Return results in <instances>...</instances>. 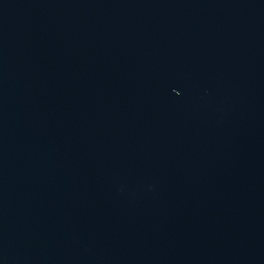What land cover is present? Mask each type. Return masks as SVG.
Returning a JSON list of instances; mask_svg holds the SVG:
<instances>
[{"label": "water", "instance_id": "obj_1", "mask_svg": "<svg viewBox=\"0 0 264 264\" xmlns=\"http://www.w3.org/2000/svg\"><path fill=\"white\" fill-rule=\"evenodd\" d=\"M0 264H264V0H0Z\"/></svg>", "mask_w": 264, "mask_h": 264}]
</instances>
